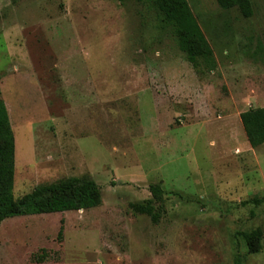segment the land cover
<instances>
[{
    "label": "rangeland",
    "instance_id": "obj_1",
    "mask_svg": "<svg viewBox=\"0 0 264 264\" xmlns=\"http://www.w3.org/2000/svg\"><path fill=\"white\" fill-rule=\"evenodd\" d=\"M188 2L214 70L188 60L153 0H0L15 198L86 175L103 193L97 207L6 218L0 264H264L238 234L264 227V202L244 204L264 197V144L240 120L264 106V0L249 18ZM152 184L166 191L158 222L130 208Z\"/></svg>",
    "mask_w": 264,
    "mask_h": 264
},
{
    "label": "trees",
    "instance_id": "obj_2",
    "mask_svg": "<svg viewBox=\"0 0 264 264\" xmlns=\"http://www.w3.org/2000/svg\"><path fill=\"white\" fill-rule=\"evenodd\" d=\"M125 3L131 0H118ZM141 1V0H136ZM223 8H238L240 13L249 18L254 10L251 0H217ZM159 12L161 23L171 27L179 49L187 55L195 66H203L209 70L216 68L214 50L206 38L188 0H153ZM247 139L252 147L264 144V106L250 107L240 113ZM12 140L0 133V225L8 217L31 214L85 210L97 207L102 203V189L90 176H70L55 182L41 184L20 198L13 194L15 180V159L9 153ZM152 198L142 203H130V208L138 214H146L154 222L160 219L155 201H161L166 193L159 184L150 185ZM181 196L178 193H174ZM253 202L261 204L264 197L254 198L244 204ZM64 220H61L59 236L63 235ZM248 253H259L264 248V227L258 226L251 230L239 231ZM44 258V257H42ZM41 258V259H42ZM241 256L236 264H242Z\"/></svg>",
    "mask_w": 264,
    "mask_h": 264
}]
</instances>
